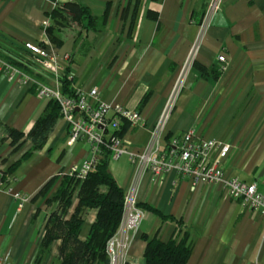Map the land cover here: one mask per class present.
<instances>
[{
    "label": "crops",
    "instance_id": "1",
    "mask_svg": "<svg viewBox=\"0 0 264 264\" xmlns=\"http://www.w3.org/2000/svg\"><path fill=\"white\" fill-rule=\"evenodd\" d=\"M76 2L107 21L99 29L71 21L45 33L56 3ZM0 0V58L22 59L24 42H40L59 58L73 89L97 88L101 101L141 114L143 123L120 136L126 152L108 168L126 192L134 189L145 215L127 261L143 264L142 234L168 240L190 234L186 264H264V218L231 199L218 185L196 184L174 172L139 170L140 154L157 134L164 144L194 130L199 141H214L208 159L222 145L220 161L227 178L255 184L264 195V0ZM155 14L149 18L147 12ZM218 56H224L219 69ZM40 82L52 78L35 70ZM49 99L38 98L25 79L0 72V264H49L58 241L36 260L45 219L52 210L38 195L53 177L86 156L81 142L66 145L67 125L59 116L45 144L10 174L6 167L30 148L13 151L6 127L27 132ZM53 188V187H52ZM51 188V190H52ZM76 200L74 199V203ZM153 210H156L160 217ZM95 211L85 216L84 239ZM83 224V226H84ZM56 259V258H55Z\"/></svg>",
    "mask_w": 264,
    "mask_h": 264
},
{
    "label": "built area",
    "instance_id": "2",
    "mask_svg": "<svg viewBox=\"0 0 264 264\" xmlns=\"http://www.w3.org/2000/svg\"><path fill=\"white\" fill-rule=\"evenodd\" d=\"M219 0H211L209 11H215ZM21 61L30 72L39 70L52 78L53 84L47 85L35 76L10 62L0 58V72L10 73L25 79L35 89L38 98L54 100L59 106V115L67 125L66 145L72 146L81 142L87 156L78 164H73L58 176L69 174L83 180L93 170L103 149L109 153V161L119 158L126 152L124 142L119 136L120 123L126 122L135 126L143 123L141 114L118 105L101 101L99 91L77 88L72 96L63 94L60 77L64 71L63 60L51 53L45 43L24 42ZM219 69H223L224 56H218ZM158 129V128H157ZM152 138L140 154L131 155V161L139 170H149L154 175L174 172L182 177L192 178L196 184L221 186L227 195L239 201L244 207L257 212L264 218V195L256 185L247 184L238 178H227L223 173L220 161L226 156L229 146L220 147L217 157L210 161L209 153L214 141H199L194 130H189L174 137L164 144L157 134ZM145 212L138 206L134 189L127 190L124 195L123 212L116 232L106 243L109 264H126L127 251L139 230Z\"/></svg>",
    "mask_w": 264,
    "mask_h": 264
},
{
    "label": "trees",
    "instance_id": "3",
    "mask_svg": "<svg viewBox=\"0 0 264 264\" xmlns=\"http://www.w3.org/2000/svg\"><path fill=\"white\" fill-rule=\"evenodd\" d=\"M56 1V0H55ZM147 16L154 19L155 14L148 11ZM105 11L101 18L91 15L88 8L76 2L56 3L51 13V20L45 29L49 41L59 45L57 32L60 27L71 21L84 22L85 26L99 29L107 21ZM11 64L30 72L20 59H9ZM65 68L60 77L63 94L72 96L74 89L72 79ZM59 106L50 100L45 111L34 122L27 132H21L6 127L5 139L13 151L20 149L27 141L30 148L19 159L10 163L2 172V177L13 172L17 166L33 151L40 149L53 131L59 118ZM128 128V123L121 122L119 136ZM109 153L103 149L93 170L79 180L69 174L51 178L39 191L45 196L44 204L52 208L45 219L44 233L40 241L37 261L47 256L51 247L58 241L56 260L58 264H109L105 247L108 239L116 232L122 217L125 191L117 184L109 168ZM53 187V188H52ZM52 188V190H51ZM74 199L76 202L74 203ZM141 209H151L138 203ZM89 211H95V218L88 227L84 239L81 231L85 216ZM159 215L156 210H153ZM164 218V217H163ZM181 233H174L168 240H161L157 234H142L145 243L143 264H186L191 251L190 234L184 230L182 222H178ZM126 264H133L126 262Z\"/></svg>",
    "mask_w": 264,
    "mask_h": 264
},
{
    "label": "rangeland",
    "instance_id": "4",
    "mask_svg": "<svg viewBox=\"0 0 264 264\" xmlns=\"http://www.w3.org/2000/svg\"><path fill=\"white\" fill-rule=\"evenodd\" d=\"M86 227V224H84L83 230H85ZM49 264H58V260H56L55 258H51Z\"/></svg>",
    "mask_w": 264,
    "mask_h": 264
}]
</instances>
